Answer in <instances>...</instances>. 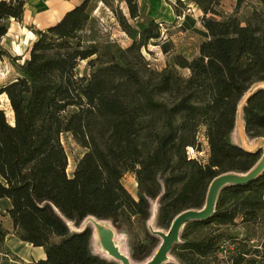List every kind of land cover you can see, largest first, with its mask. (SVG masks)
Wrapping results in <instances>:
<instances>
[{"label":"trees","instance_id":"1","mask_svg":"<svg viewBox=\"0 0 264 264\" xmlns=\"http://www.w3.org/2000/svg\"><path fill=\"white\" fill-rule=\"evenodd\" d=\"M123 1L138 19V1ZM231 1L227 15L221 0H188L208 39L196 57L175 56L157 71L141 51L157 45L158 24L139 27L123 49L96 35L95 0L34 31L20 63L2 41L11 20L22 22L26 3L0 0V63L7 60L15 73L0 85L11 113L0 103V205L8 203L0 209L1 251L7 220L18 240L43 249L45 258L34 264H119L93 253L92 230L81 224L94 218L133 235L128 257L144 264L160 245L148 225L153 202L157 227L168 231L179 214L204 208L214 178L256 167L260 153L232 137L241 119L246 136L264 139V0H252L244 20L238 13L246 0ZM115 17L133 35L124 15ZM201 130L205 161L188 155L201 152ZM63 135L85 151L71 176ZM126 174L135 178L136 198L122 183ZM170 255L168 264H264V171L249 184L225 187L214 214L186 224Z\"/></svg>","mask_w":264,"mask_h":264},{"label":"rangeland","instance_id":"2","mask_svg":"<svg viewBox=\"0 0 264 264\" xmlns=\"http://www.w3.org/2000/svg\"><path fill=\"white\" fill-rule=\"evenodd\" d=\"M96 7L92 13V17L95 21L96 35L102 39H106L115 43L123 49H126L132 43V39L136 37L135 33L139 31V27H145L150 21H155L158 24L160 31V39L157 45L149 44L147 48L142 49L141 54L144 60L149 66L157 71L165 68L168 63H172L175 56L181 55L187 59H192L197 56V49L201 42L208 39L206 31L200 24L201 13L200 11L188 0H181L183 6L178 2L179 0H144L141 1L139 6V18L131 20L127 6L123 0H95ZM138 1V0H137ZM247 4H244L238 17L241 20L246 19L250 13V7L252 6V0H246ZM139 5V2H138ZM247 5V6H246ZM235 8V2L231 0H221L219 10L224 14L230 15ZM148 10V12H147ZM182 10L181 16L174 18L176 11ZM115 12H120L124 15V18L128 21V24L132 26L133 35H127L122 31L115 17ZM35 40L34 31L32 27L25 25L24 23H17L10 21V28L7 36L2 41V46L14 57H20V63L29 56V48L32 42ZM167 48V52L164 53L161 46ZM85 67V63H82L78 68V71L82 73ZM182 74L187 75L186 71H181ZM15 76L14 70L10 63L4 60L0 63V85L12 80ZM2 108L6 111L8 118L11 117L8 106L5 104V100L0 98ZM233 141H236L237 145H241L247 151H257L260 153L261 158L264 157V139H250L246 136L242 129V120L239 119L236 130L232 137ZM199 149L201 152H197L195 149L189 150L188 155L190 158L199 159L201 161L206 160L207 145L203 138V131L201 130L198 135ZM61 144L68 157L67 174L71 176L76 162L85 152L80 146H78L70 135H63L61 138ZM250 149V150H249ZM252 149V150H251ZM261 160V159H260ZM124 187L136 198L137 196V184L135 178L131 174H126L122 180ZM5 204L0 205V209H4ZM157 211L158 203L155 201L152 204L151 217L148 221V225L153 229L166 233L165 229L157 227ZM104 226H111L110 222L102 223ZM89 227L92 230L91 248L93 253L108 258L107 254L102 250L100 238L98 233L93 229L91 219H86L81 224L82 227ZM253 236L258 238L260 233L254 231ZM140 235L139 237H141ZM159 239V238H158ZM133 241V235L128 232L115 231L114 242L119 247L123 254L130 257V243ZM159 242L161 240L159 239ZM174 262L171 255H169L168 263ZM142 264V263H135Z\"/></svg>","mask_w":264,"mask_h":264},{"label":"water","instance_id":"3","mask_svg":"<svg viewBox=\"0 0 264 264\" xmlns=\"http://www.w3.org/2000/svg\"><path fill=\"white\" fill-rule=\"evenodd\" d=\"M264 171V157L256 167L247 174H224L212 180L209 185L204 208L201 210H188L179 214L172 222L170 229L163 233L151 229V233L161 242L152 258L144 264H168L169 255L173 247L179 243L180 232L183 227L191 222L203 221L210 218L215 211L217 198L227 186L246 185L254 181ZM91 219L93 229L98 233L102 250L107 257L119 264H133L129 257L123 254L114 242L115 231L110 226H104L94 218Z\"/></svg>","mask_w":264,"mask_h":264},{"label":"crops","instance_id":"4","mask_svg":"<svg viewBox=\"0 0 264 264\" xmlns=\"http://www.w3.org/2000/svg\"><path fill=\"white\" fill-rule=\"evenodd\" d=\"M82 1L29 0L25 4L21 24L24 23L32 27V31L45 30L55 25L66 12L78 6ZM141 1L144 2V0H138L139 6L141 5ZM174 18H177V16L174 15ZM3 204L8 206L6 202ZM4 222L9 234L5 238V251L0 250V264H34L45 258L42 248H35L30 244L18 240L13 234L10 223L7 220Z\"/></svg>","mask_w":264,"mask_h":264},{"label":"built area","instance_id":"5","mask_svg":"<svg viewBox=\"0 0 264 264\" xmlns=\"http://www.w3.org/2000/svg\"><path fill=\"white\" fill-rule=\"evenodd\" d=\"M20 1H23V2H25V3H26V2H27V1H29V0H20Z\"/></svg>","mask_w":264,"mask_h":264},{"label":"bare ground","instance_id":"6","mask_svg":"<svg viewBox=\"0 0 264 264\" xmlns=\"http://www.w3.org/2000/svg\"><path fill=\"white\" fill-rule=\"evenodd\" d=\"M190 151L192 150V149H189Z\"/></svg>","mask_w":264,"mask_h":264}]
</instances>
